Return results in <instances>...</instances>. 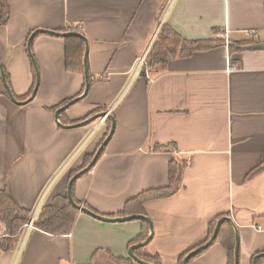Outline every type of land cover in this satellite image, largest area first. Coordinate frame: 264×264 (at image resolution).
<instances>
[{"label":"crops","instance_id":"0c3cea01","mask_svg":"<svg viewBox=\"0 0 264 264\" xmlns=\"http://www.w3.org/2000/svg\"><path fill=\"white\" fill-rule=\"evenodd\" d=\"M5 1L10 17L0 27V64L8 89L20 103L38 84L35 98L19 106L5 96L0 79V190L35 219L54 197L66 196L72 174L108 131V119L79 124L103 108L115 128L94 168L73 182L81 206L121 217L130 199L168 187L176 163L172 197L142 207L152 236L140 256L178 264L204 242L211 221L228 217L239 240L238 264L255 258L264 264L258 257L264 254V168L246 178L264 166V50L230 51L250 36L264 44V0ZM67 29L86 39L92 83L64 113L74 123L59 116L61 125L76 126L65 129L55 113L80 96L84 75L66 71L64 40L44 33L30 44L35 71L27 42L36 31ZM163 29L179 43L166 42L149 65ZM202 40L225 44L182 52L183 42ZM76 214L67 235L25 225L0 253V264H137L128 250L144 242L138 239L146 225L150 234L147 221ZM189 264H228L227 252L213 242Z\"/></svg>","mask_w":264,"mask_h":264},{"label":"trees","instance_id":"16d2710c","mask_svg":"<svg viewBox=\"0 0 264 264\" xmlns=\"http://www.w3.org/2000/svg\"><path fill=\"white\" fill-rule=\"evenodd\" d=\"M9 8L5 0H0V27L2 25H5L9 19ZM64 32H72L78 34L77 30L73 29H67ZM64 45H65V50H64V60H65V69L69 73H74L78 75H83V54H84V49H85V44L82 38L74 37V36H69V37H64ZM166 42L173 44V47H176L179 43V39L171 34L168 30L163 29L162 33L160 34L158 41L156 45L153 47L151 50L148 58V64H152V62L156 61L157 53L155 52L157 49H159L162 45H164ZM261 42L259 40H255L252 36H250L249 39L246 41L242 42H237L233 43L230 46V51L234 52V50H239L245 47H248L249 45H257L260 44ZM182 52L184 54L190 53L192 51H203V50H209L211 48L217 47L218 45H224L225 41L224 40H202V41H187L182 43ZM158 47V48H157ZM3 68V67H2ZM3 75L6 79L7 84L9 83L8 79L9 77L7 76L5 69L3 68ZM1 79V78H0ZM92 83L91 77L89 76V85ZM9 85V84H8ZM83 92V90H82ZM81 92V93H82ZM5 96L9 98V93L4 91ZM81 95V94H80ZM71 100H67L66 102L62 103L60 107L62 108L65 106L68 102ZM103 108H98L96 112H93L89 114L88 116L85 117V119L90 118L94 114L103 111ZM64 113L62 112L60 114V122L63 124L66 123H74V122H69L68 120H63L64 119ZM84 120V119H82ZM106 124L108 126V131L111 125V122L109 120H106ZM107 131V133H108ZM107 133L104 135V138L101 140L99 143L98 147L101 145V143L104 141V139L107 137ZM98 149V148H97ZM96 153V151H95ZM94 154L87 156L84 161L83 165L81 167V170L85 168L90 161L93 159ZM103 155V152L99 156L98 160L101 158ZM98 162V161H97ZM170 170H169V180H170V185L166 188H161V189H151L147 190L139 195H137L135 198L130 199L127 201L124 205V208L122 212L118 214V216L121 217H131L132 215H137V216H145V212H143V205L152 200H161L165 198H170L176 191V185H177V176L179 175V165L175 164H170ZM182 165V164H180ZM184 165L181 166L183 168ZM264 166H260L252 172H250L246 178L251 179L252 176L260 172ZM87 173L83 174V176L87 175ZM74 174H72L73 176ZM71 176V177H72ZM82 176V177H83ZM74 190V184L71 189V196L74 202L81 206V203L78 202L74 198L73 194ZM84 207L88 208L91 210L87 205H84ZM77 211L72 207L71 203L68 201L66 196H56L53 198V202L50 206H45L42 207L41 210L38 212V216L36 217L33 227L37 230H42L48 234L51 235H67L71 231V227L74 223L75 217ZM32 218V215L30 212H28L26 209H22L19 207L14 200L10 198L8 193L6 191L0 190V224L3 226V234L0 235V253L8 251L11 247V242H12V237H16L18 233L21 232L23 227L27 225ZM218 221V219H215L209 223V230H208V236L202 242L199 244L196 248H200L201 246L205 245L210 237L213 234L214 228H215V223ZM144 222V221H143ZM221 228L217 234V237L215 239L214 243H218L221 245L223 249L226 250L227 256H228V264H234L235 263V255H234V247H235V232L234 228L230 223L228 222H223L221 224ZM146 229L144 231V234L138 239L139 241H145L148 236V227L147 225L145 226ZM1 232V228H0ZM194 248V249H196ZM141 249V248H140ZM136 249L134 250V255L142 259L144 262L152 263V264H160L159 261L153 260L151 258H145L140 256L139 250ZM207 249L199 252L198 254L194 255L193 258L198 257L200 254L205 252ZM188 253L180 256L178 260V264H183V260L185 256ZM193 258L191 260H193ZM258 264V261H257Z\"/></svg>","mask_w":264,"mask_h":264},{"label":"water","instance_id":"95a60500","mask_svg":"<svg viewBox=\"0 0 264 264\" xmlns=\"http://www.w3.org/2000/svg\"><path fill=\"white\" fill-rule=\"evenodd\" d=\"M39 33H44V34H47V35H53V36H56V37H59V38H62L64 39V37H69V36H74V37H80L82 38V40L84 41V44H85V49H84V54H83V67H84V70H83V75H84V88H83V92L81 93L80 96H78L77 98H74L73 100H71L70 102H68L65 106H63L62 108L58 109L55 113V121L58 122L59 120V116L62 112H65L67 109H69L72 105L78 103L79 101H81V99H83L89 92V75H88V70H87V51H88V44L86 42V39L81 35V34H76V33H72V32H64V33H55V32H52V31H36L33 33V35H31V37L29 38L28 42H27V46H28V53H29V56H30V59L31 61L33 62V65L35 67V71H36V66H35V61L32 60V56H31V41L33 40V37H35V35L39 34ZM244 49H253V50H264V44H257V45H250L249 47H245ZM0 78L2 80V83H3V86L6 90L7 93H9V98L11 100L12 103L16 104V105H25L29 102H31L34 98H35V95H36V89H37V84H38V80L36 82V85H35V88L33 89V93L32 95L26 99L25 101H22V102H17L15 100V98L13 97L12 93H10L9 89H8V85H7V82H6V79L3 75V68L0 64ZM111 112H99L97 113V115L89 118V119H86V120H83L81 124H79V126H82V125H88V124H91V123H94V122H97V120L101 121L102 119H108L110 122H111V125H110V128H109V131L107 133V137L104 139V141L101 143V145L98 147V149L96 150V153L93 157V159L90 161V163L85 167L83 168V170L79 171L77 174H75L74 176H72L69 181H68V187H67V192H66V198L68 199V201L71 203L72 207L77 211V212H80L82 214H87L97 220H102V221H106V222H127V221H131L133 219H136V220H144L145 222L147 221L148 223V226L150 227V234L148 235L147 239L140 243V244H135V245H132L129 250H128V256L129 258L133 259L134 262H136L137 264H152V263H146L144 261H142L141 259L137 258L135 255H134V250L136 249H140V248H143L145 246H147V244L149 243L150 239H151V236H152V227H151V224H150V221L149 219L146 217H143V216H137V215H132L131 217H115L114 219L112 218H108L106 216H103V215H97L96 213H93L92 211H90L88 208L86 207H83V206H79L77 205L74 200L72 199V196H71V189H72V186H73V182L76 181L77 179H79L80 177L83 176V174L91 171L94 166L96 165L97 161H98V158L99 156L101 155L102 153V150L103 148L107 145V143L110 141V139L112 138V134H113V131H114V128H115V120H113V117L110 115ZM59 126L62 127V128H65L67 129L68 127H76V126H63L61 125L60 122H58ZM228 222L230 223V225H232V222H231V219L228 218V217H223L222 219L218 220L216 223H215V228H214V231H213V234L212 236L210 237V239L208 240V242L201 246L200 248H196L194 249L192 252H190L189 254H187L183 260V264H189L190 260L193 258L194 255L198 254L199 252L205 250V249H208V247L213 243L215 242V239L217 237V234L221 228V224H223V222ZM234 227V230H235V226L232 225ZM234 240H235V247H234V255H235V263L234 264H238V261H239V255H238V251H239V240H238V237H237V234H236V230H235V236H234ZM258 257H264V254H262L261 256H258ZM256 259L253 261V264H257L256 263Z\"/></svg>","mask_w":264,"mask_h":264},{"label":"built area","instance_id":"2783aa9c","mask_svg":"<svg viewBox=\"0 0 264 264\" xmlns=\"http://www.w3.org/2000/svg\"><path fill=\"white\" fill-rule=\"evenodd\" d=\"M252 33V32H251ZM251 33H248V35H251ZM145 63V58L142 57L138 62V68L142 67V65ZM101 123L104 122V119L100 121ZM97 128V127H96ZM35 221V217L31 218L30 222L25 226L28 230L33 228V223Z\"/></svg>","mask_w":264,"mask_h":264}]
</instances>
